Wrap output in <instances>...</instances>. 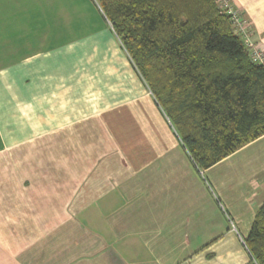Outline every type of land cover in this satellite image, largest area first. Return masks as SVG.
Returning a JSON list of instances; mask_svg holds the SVG:
<instances>
[{"label": "crops", "instance_id": "crops-1", "mask_svg": "<svg viewBox=\"0 0 264 264\" xmlns=\"http://www.w3.org/2000/svg\"><path fill=\"white\" fill-rule=\"evenodd\" d=\"M93 3L0 0V264H253L264 135L200 168Z\"/></svg>", "mask_w": 264, "mask_h": 264}, {"label": "trees", "instance_id": "trees-1", "mask_svg": "<svg viewBox=\"0 0 264 264\" xmlns=\"http://www.w3.org/2000/svg\"><path fill=\"white\" fill-rule=\"evenodd\" d=\"M200 168L264 135V64L214 0H98ZM245 243L264 264V202Z\"/></svg>", "mask_w": 264, "mask_h": 264}, {"label": "built area", "instance_id": "built-area-1", "mask_svg": "<svg viewBox=\"0 0 264 264\" xmlns=\"http://www.w3.org/2000/svg\"><path fill=\"white\" fill-rule=\"evenodd\" d=\"M222 13L229 16L234 30L242 37L244 47L251 60L264 64V48L253 38L251 21L235 5L233 0H214Z\"/></svg>", "mask_w": 264, "mask_h": 264}, {"label": "rangeland", "instance_id": "rangeland-1", "mask_svg": "<svg viewBox=\"0 0 264 264\" xmlns=\"http://www.w3.org/2000/svg\"><path fill=\"white\" fill-rule=\"evenodd\" d=\"M93 2L95 3V6H97L98 8H99V10L101 11V15H105L104 14V12H103V10H102V8H101V6L99 5V2H98V0H93ZM93 3V4H94ZM97 4V5H96ZM88 13H89V15H91V13H90V11H88ZM100 13V12H99ZM93 16L95 15V14H92ZM102 17V16H101ZM106 17V16H105ZM90 18V17H89ZM107 18V17H106ZM104 20H105V18H104ZM93 21V20H92ZM110 22V21H109ZM92 24H93V26H95L96 24L95 23H93V22H90V19H89V23H88V26H89V29L90 28H92ZM110 24H111V22H110ZM111 26H112V24H111ZM113 28V27H112ZM118 36V35H117ZM150 93L151 94H153L152 93V91L150 90ZM154 97V96H153ZM155 98V97H154Z\"/></svg>", "mask_w": 264, "mask_h": 264}]
</instances>
